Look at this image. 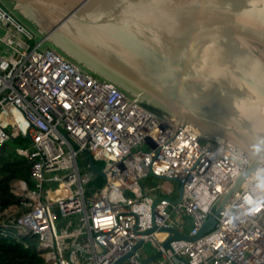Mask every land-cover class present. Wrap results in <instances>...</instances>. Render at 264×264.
I'll return each instance as SVG.
<instances>
[{"label": "built area", "instance_id": "1", "mask_svg": "<svg viewBox=\"0 0 264 264\" xmlns=\"http://www.w3.org/2000/svg\"><path fill=\"white\" fill-rule=\"evenodd\" d=\"M134 100L0 0V150L24 138L28 146L13 150L31 163L29 180L10 182L21 213L0 222V233L35 238L42 264H115L141 241L119 264H145L146 243L162 254L148 264H264V167L209 233L164 247L172 233L160 228L196 236L250 156Z\"/></svg>", "mask_w": 264, "mask_h": 264}, {"label": "water", "instance_id": "2", "mask_svg": "<svg viewBox=\"0 0 264 264\" xmlns=\"http://www.w3.org/2000/svg\"><path fill=\"white\" fill-rule=\"evenodd\" d=\"M7 1L47 42L134 101L250 156L247 171L235 177L196 236L160 228L172 233L164 247L209 233L247 177L264 167V0Z\"/></svg>", "mask_w": 264, "mask_h": 264}, {"label": "trees", "instance_id": "3", "mask_svg": "<svg viewBox=\"0 0 264 264\" xmlns=\"http://www.w3.org/2000/svg\"><path fill=\"white\" fill-rule=\"evenodd\" d=\"M25 20L35 28V25ZM23 141L24 138H17L13 142L18 144ZM14 154L0 152V207L4 208L15 201V196L10 190V182L14 179H30V161L25 156ZM98 181L101 182V177ZM34 239L26 237L17 240L11 233L7 235L0 233V264H42L43 257L37 245H34Z\"/></svg>", "mask_w": 264, "mask_h": 264}, {"label": "rangeland", "instance_id": "4", "mask_svg": "<svg viewBox=\"0 0 264 264\" xmlns=\"http://www.w3.org/2000/svg\"><path fill=\"white\" fill-rule=\"evenodd\" d=\"M40 37H42V35L40 34ZM48 44H50V45H53L52 43H50V42H47ZM54 46V45H53ZM60 50V49H59ZM61 51V50H60ZM28 141H23L22 143L20 142V143H18V144H16V143H14V142H11V143H9L8 144V146H9V148H11L12 150L14 149V148H16L17 146H28ZM12 150H0V152H4L5 154H8V152H12L13 154L15 153V151L13 152ZM17 153H15L14 155H16ZM96 166H97V168L98 169H102L103 167H104V163L103 162H100V161H96ZM0 177H1V175H0ZM148 181H150V179L148 180ZM158 181H160V182H162V180H160V179H156V180H154L150 185H149V187L151 186V185H153V184H157L158 183ZM103 182H104V177H101V182H97V184L98 185H102L103 184ZM171 184V186L176 190V194L175 195H179V193H180V185H179V183L177 182V181H173V182H171L170 183ZM21 213V210L20 209H18L16 206H15V204H14V202L13 203H11V204H9L7 207H0V222H3L4 220H6L7 218H11V217H13V216H16V215H19ZM190 228H191V225L187 228V231H189L190 230ZM34 241V245H37L38 244V242H37V240L36 239H34L33 240ZM144 251L146 252V254L149 256V257H151V256H153L154 254H156L157 253V251H156V248L151 244V243H146L145 244V247H144Z\"/></svg>", "mask_w": 264, "mask_h": 264}]
</instances>
